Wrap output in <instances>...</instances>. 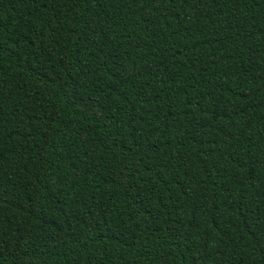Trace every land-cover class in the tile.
Segmentation results:
<instances>
[{
	"label": "trees",
	"instance_id": "obj_1",
	"mask_svg": "<svg viewBox=\"0 0 264 264\" xmlns=\"http://www.w3.org/2000/svg\"><path fill=\"white\" fill-rule=\"evenodd\" d=\"M0 264H264V0H0Z\"/></svg>",
	"mask_w": 264,
	"mask_h": 264
}]
</instances>
